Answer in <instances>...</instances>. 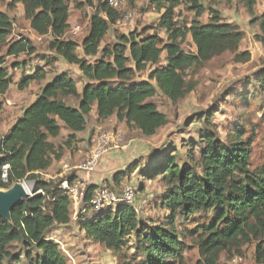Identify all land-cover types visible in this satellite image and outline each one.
<instances>
[{"label": "trees", "instance_id": "1", "mask_svg": "<svg viewBox=\"0 0 264 264\" xmlns=\"http://www.w3.org/2000/svg\"><path fill=\"white\" fill-rule=\"evenodd\" d=\"M201 1L185 0V3L196 16H201L204 13ZM241 3L251 10L256 0ZM17 4L22 6L30 29L48 39L49 52L77 66L86 84L78 93L75 82L66 74L55 76L0 138V189L9 190L24 180L33 182V196L17 205L9 220L0 218V264H67L58 245L47 235L54 226L70 224V197L68 190L60 187L62 181H45L41 173L60 162L64 152L71 149L76 135L85 131L93 107L100 121L115 116L127 127H135L142 136H154L167 125L168 119L148 101L155 95L154 87L149 82L136 83L134 77L148 65H157L164 53L165 64L154 68L148 78L175 104L190 90L183 73L226 52L236 53L243 36L236 27L221 24L214 12L211 23L201 25L193 21L188 27L175 20V11L183 5L182 0H150L149 10L160 14L152 33L118 35L113 45L100 52L103 39L120 15L104 1L84 0L82 6L93 12L81 42L82 53L86 58L100 54L90 63L76 54L78 44L65 38L69 29L68 0H11L9 6L14 8ZM255 22L260 31L257 40L264 47V12ZM12 23L7 13L0 12V46L6 48L5 55L15 59L31 56L35 49L29 40L8 39ZM160 32L166 36L165 40L159 36ZM187 35L195 47L194 53H185L180 47ZM248 59L246 53L234 58L238 63ZM3 64L0 60V97L14 84ZM25 66L24 62L11 64L13 69L22 70ZM46 75L44 68H36L33 73L23 75L16 86L25 90L32 83L43 81ZM255 80L264 92V72ZM65 97L75 98L77 107L65 105L62 100ZM62 126L69 133L64 143L56 146L50 139L60 135ZM236 131L235 140L229 145L210 133L200 134L197 153L192 147L188 157L190 163L179 165L172 146L166 152H156L140 168L136 163L128 167L129 172L132 168L141 169L143 181L159 180L172 187L161 203L168 213L161 223L139 220L134 208L126 203H119L115 209L91 212L86 206L100 186L89 185L75 219L79 229L87 239L115 254H121L134 235L146 256L142 264H172L181 260L180 234L183 240L187 237L194 240L198 264H218L221 253H239L241 246L254 243L255 261L264 264V166L249 170V144L242 141L243 133ZM6 164L9 170L7 182L3 183L1 167ZM126 171L114 173L112 181L120 184ZM64 180L71 187L77 182V175L74 172ZM139 189L143 190L144 185ZM199 214L209 216L208 221L178 234L175 222L178 216L189 221ZM15 245L21 247V253L11 251Z\"/></svg>", "mask_w": 264, "mask_h": 264}, {"label": "rangeland", "instance_id": "2", "mask_svg": "<svg viewBox=\"0 0 264 264\" xmlns=\"http://www.w3.org/2000/svg\"><path fill=\"white\" fill-rule=\"evenodd\" d=\"M149 1H129L126 9L131 12L132 20L125 28L111 29L100 45V52L105 46L113 45L118 35L130 32L139 34L143 31L152 33L151 29L157 23L160 14L149 10ZM182 1L183 5L175 11V20L178 23L188 27L193 21L201 25L209 24L213 21L212 13L214 12L221 24L234 26L242 33L243 38L237 52L234 54L226 52L201 66L187 69L183 76L190 90L175 104L169 101L158 90L155 82L149 81L148 78L154 68L165 64L166 56L162 53L157 65H148L143 72L134 77L133 81L149 82L154 87L155 95L148 101L167 117V125L159 129L154 136L146 138L135 127H127L123 122H118L115 116L105 121L98 120L93 107L87 118L85 131L76 135L75 143L71 149L64 152L60 162H55L52 168L41 173L43 180L61 183L65 177L75 172L73 167L90 153L98 135L111 131L121 133L123 144L127 148L109 151L98 172L90 178V183L107 186L116 195H120L121 188L124 186L133 188L134 195L129 205L136 211L138 219L146 223H161L168 215L167 211L161 208V203L172 187L159 180L143 181L139 171L141 170L139 168L146 164L156 152H166L173 146L179 157L178 164L190 163L188 157L192 147L197 153V143L201 140L200 134L210 133L221 143L229 145L234 142L236 130H238L243 133L242 141L249 144V170L264 166V92L261 91L259 82L255 80L264 72V47L257 40L260 31L258 23L255 22L264 12V0H256L251 10L245 8L241 0H202L199 3L204 9L201 16H196L185 0ZM10 2L11 0H0V12L7 13L13 22V30L8 39L17 40L23 37L31 42L35 52L31 56L22 55L15 59L6 56V48L0 46V60L3 61V66L8 69L9 77L14 82L7 93L0 97V138L9 131L22 115L23 110L35 100L45 84L55 76L61 73L66 74L75 82L78 93L86 84L77 66L69 65L49 52L48 39L39 37L30 29L29 22L24 18L22 6L17 4L11 8ZM83 2L84 0H68L69 29L65 38L77 43L76 54L92 63L100 57V54L95 58H86L82 53L81 42L87 33L89 18L93 12L91 8L82 6ZM75 27H79L80 32L73 36L70 30ZM159 36L163 40L166 39L164 33L160 32ZM180 47L185 53L195 52L189 35ZM243 53L249 55L248 61L236 62L234 60L236 55ZM45 61L50 63L44 64ZM15 62H24L26 66L22 70L13 69L11 64ZM41 67L46 70V78L41 82L32 83L25 90H18L16 83L19 79ZM62 100L67 106L77 107V100L73 97H65ZM68 133L62 126L60 135L56 139H50V142L56 146L62 145ZM135 163L139 165L138 170L135 171L132 168L129 172L128 167ZM65 164L69 169H63L62 166ZM120 170H127V175L120 184H116L112 181V175ZM80 179L81 176L77 175V180ZM22 182L30 188L32 193L33 182L29 180ZM142 184L144 189L140 191L139 187ZM75 213L72 205L70 224L54 226L47 235L58 245L67 259V264H142L145 262L146 256L143 255L134 235L121 254H115L85 237L75 221L77 216ZM208 218L209 216L199 214L194 220L185 221L178 216L175 220L177 232L178 234L188 232L197 224L208 221ZM179 239L183 245L182 258L173 261L172 264H198L200 258L194 240H190L189 237L183 240L181 234ZM11 251L21 253L22 249L19 245H15ZM254 251L255 243L245 244L241 246L239 253L236 251L229 254L221 253L218 264H230L236 256L242 258V264H258L255 261Z\"/></svg>", "mask_w": 264, "mask_h": 264}, {"label": "built area", "instance_id": "3", "mask_svg": "<svg viewBox=\"0 0 264 264\" xmlns=\"http://www.w3.org/2000/svg\"><path fill=\"white\" fill-rule=\"evenodd\" d=\"M107 3V5L119 13L120 17L118 21L113 26L114 29H121L128 26L132 20L131 12L127 11L126 7L130 0H101ZM80 32L79 27H75L70 30L73 36L78 35ZM127 146L123 144V137L121 133H116L114 131L105 132L98 135L93 149L88 155L81 160V162L73 167L76 175H80L81 179L71 187H68L67 181L63 180L60 187L68 190V195L70 197L71 204L75 209V214H77L82 206L84 197L87 192V187L89 185H94L90 183V178L98 172L100 165L105 157V155L112 150L116 149H126ZM64 170L69 169L68 165L62 166ZM9 166L3 165L1 167V181L3 183L7 182ZM74 173V172H73ZM23 186H27L24 182H20ZM134 189L129 186H124L121 188L120 195L114 194L110 189L105 186L98 187L92 194L89 204L86 206L91 212H99L104 208L115 209L119 203L130 204L133 199ZM33 194L30 192L28 198H31ZM230 264H242V258L236 256L232 259Z\"/></svg>", "mask_w": 264, "mask_h": 264}, {"label": "water", "instance_id": "4", "mask_svg": "<svg viewBox=\"0 0 264 264\" xmlns=\"http://www.w3.org/2000/svg\"><path fill=\"white\" fill-rule=\"evenodd\" d=\"M27 198L28 194L19 183L13 185L9 190H0V218L9 220L11 211Z\"/></svg>", "mask_w": 264, "mask_h": 264}, {"label": "bare ground", "instance_id": "5", "mask_svg": "<svg viewBox=\"0 0 264 264\" xmlns=\"http://www.w3.org/2000/svg\"><path fill=\"white\" fill-rule=\"evenodd\" d=\"M23 189H24V191H25L27 194L30 193V188H29L28 186H25Z\"/></svg>", "mask_w": 264, "mask_h": 264}, {"label": "crops", "instance_id": "6", "mask_svg": "<svg viewBox=\"0 0 264 264\" xmlns=\"http://www.w3.org/2000/svg\"><path fill=\"white\" fill-rule=\"evenodd\" d=\"M103 162V161H102ZM67 165V164H66ZM53 166V165H52ZM52 168V167H51Z\"/></svg>", "mask_w": 264, "mask_h": 264}]
</instances>
